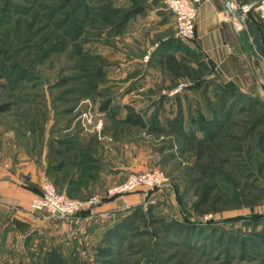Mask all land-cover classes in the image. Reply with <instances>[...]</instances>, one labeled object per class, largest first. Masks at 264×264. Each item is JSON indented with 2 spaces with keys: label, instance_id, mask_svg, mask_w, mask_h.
I'll use <instances>...</instances> for the list:
<instances>
[{
  "label": "rangeland",
  "instance_id": "1",
  "mask_svg": "<svg viewBox=\"0 0 264 264\" xmlns=\"http://www.w3.org/2000/svg\"><path fill=\"white\" fill-rule=\"evenodd\" d=\"M155 1L158 15L142 17L141 37L131 44V23L120 34L114 26L132 8L128 0H0V106L10 105L0 111V160L44 155L48 166L60 158L66 164L59 173L63 187L75 170L72 155L82 148L97 160V172L111 174L106 187L89 184L83 189L87 194L77 199L103 198L131 172L159 169L170 181L162 192H134L136 203L104 221L29 214L21 217L26 226L17 227L6 213L0 223V264H47L53 249L64 264H264V137L259 141L258 134L264 127L246 132L240 122L247 117L238 113L245 103H228L213 125L222 129L221 136L209 139L207 121L218 110V81L210 68L198 65L197 60L206 62L193 41L174 37L167 0ZM256 1L232 0V9ZM110 4L114 13L99 12ZM230 18L253 67L256 46L251 35L246 43L245 22L264 43L263 23L252 10ZM76 26L84 33L73 41L65 30ZM74 44L104 61L95 90L79 69ZM263 71L254 68L249 75L261 87ZM242 92L264 107L263 90L259 96ZM126 106L165 131L123 122ZM229 133L236 139L221 143ZM201 165L220 169L222 201L219 211L199 215L192 205ZM113 166L121 169L113 172ZM22 207L18 209L28 213L29 205ZM134 208L146 214L144 221L135 222L120 240L105 242L104 232ZM161 218L194 224L193 237L165 230Z\"/></svg>",
  "mask_w": 264,
  "mask_h": 264
},
{
  "label": "trees",
  "instance_id": "2",
  "mask_svg": "<svg viewBox=\"0 0 264 264\" xmlns=\"http://www.w3.org/2000/svg\"><path fill=\"white\" fill-rule=\"evenodd\" d=\"M128 2L132 4V8L127 9L126 12H124L122 18L120 20H117L114 25L117 33L119 34L126 27L130 19L135 15L142 13L144 9L142 4H135V0H128ZM113 9L114 8L110 4V6H106L104 7V9L101 8L99 12H101L102 14L111 12L114 13ZM101 13H99V15H101ZM65 32L67 33V35H69V38H72L73 41H76V39H78L84 33V30L83 27L76 26L73 30L67 29L65 30ZM252 32L256 33L253 30ZM74 51L79 56L78 66L79 69L83 72L86 84L91 90H95L97 88L98 82L103 77V71L101 68L104 62L103 59L100 55L92 54L89 50L82 51V46L80 44H74ZM197 63L200 67L209 69V66L204 63L203 60H197ZM215 88V96L218 100V110H213V118L207 121L208 128L206 129V135L210 137V140L213 139L215 141L222 134V129L220 127H213V125L216 122L215 117H217V115H220V111H222V109L225 108L228 103H230V105L235 104L236 102L238 104L245 103L244 106H240L238 111V113L241 114L245 113L247 117L244 121L240 122L243 124V130L249 132L251 131V129H254L256 127H264V107L260 105V101L258 99L243 93L239 89V87L232 83L224 84L217 82ZM258 105L259 107H257ZM9 108V104H3L0 106V111H6ZM124 109L125 117L123 118V122L132 126L145 128L149 132L153 131L156 133H163L165 131V128L155 126L153 121L149 123L145 121L143 116H141V114H139L138 112H135L133 108L126 106ZM258 109H261L262 111ZM235 126L238 125L235 124ZM258 134L260 141L264 137V131H260V133ZM222 137L223 139H220L221 143H227V139H231L230 137L236 139V137L230 135V133L224 134ZM222 140L224 142H222ZM68 149H71V151L74 150V148L72 147ZM82 150V148H78V150H76L75 152V155H72L71 159L75 170L72 171V175L70 174L71 176L65 186L62 187L58 184L61 177L59 176V173L62 172L64 170V167L66 166V164H64V162L60 158H55L54 164H49L46 168L47 178H49L53 182L59 192L61 191L65 193V195L70 198L81 197L87 194L86 192L88 190L83 191V189H87V186L90 184V182L92 183L95 181V177L98 173L97 171L99 167L98 165H95V162L97 160H95L94 156L89 154V152H84ZM52 151H54V149H52ZM58 153L56 152L57 155ZM198 169L201 176L194 180V184L196 185L194 189L196 199L192 205L193 211L199 215L217 212L220 210L217 208V204L222 201V195L219 191L218 185L220 169L214 165H201ZM112 199L114 198L103 197L101 202L109 201ZM88 213V211H82L77 216L85 217ZM145 218L146 214L143 211L139 210L138 208H134L130 213L126 214L122 219L116 222L114 226L104 232V241L110 242L111 240H120L123 234L133 229L135 222L144 221ZM160 221L162 222L161 225L165 230H169L178 236H183L185 239L192 238L195 233L194 224L181 222L179 220H170L166 222L163 218H161ZM13 223L17 227L26 226V223L20 220H14ZM46 260L47 264H64L63 258L57 253L55 249L48 251Z\"/></svg>",
  "mask_w": 264,
  "mask_h": 264
},
{
  "label": "crops",
  "instance_id": "3",
  "mask_svg": "<svg viewBox=\"0 0 264 264\" xmlns=\"http://www.w3.org/2000/svg\"><path fill=\"white\" fill-rule=\"evenodd\" d=\"M144 2L146 5L143 6V12L135 15L128 22L133 27L129 39L132 41L131 44L139 41L141 37L142 17L148 19V17H153V13L158 15L157 12L160 7L157 1L144 0ZM230 2L232 7V0ZM225 12L227 13L225 0H203L198 6L195 15V39L193 40V44L218 82L224 84L232 83L239 87L241 91L259 96V91L261 90L262 92L263 90L264 92V87H261L259 79H252L249 75L252 74L254 68L259 71L260 69L264 70L261 64L264 63V56L259 54L256 49H252L255 64L253 67L249 65L246 53L230 22L232 18L227 21L223 20V17L227 15ZM172 20L174 21V19ZM243 32L247 44L251 36L254 41V36H250L247 29ZM257 37L264 50L262 39L258 35ZM260 59L262 62H260ZM243 61L246 63L245 67L241 65ZM108 145V143H105L106 149L109 147ZM48 160L44 155L38 160L26 157L19 158L17 162H15V159L11 160L9 158L3 161L0 160V190L4 200V205L0 206V223L6 216V213H10V218L13 220L20 221H23L22 215H29L18 209V206L22 205V208H25L24 206L29 205L30 201L41 192L44 180L47 179L46 168ZM118 164L120 163L118 162ZM134 167L137 168L138 166ZM117 169L121 168L113 166L111 170L114 172ZM126 169L135 170L128 167ZM110 174L111 171H102L100 169L95 177V181L90 182V188L93 189L95 184V188L99 186L106 187L110 182ZM138 199V194L132 193L101 202L89 210V213L85 217H82V220L90 221L94 219L97 221L99 219L104 221L108 218V215H111L110 213L119 212L128 207V205L136 203ZM15 207H17L16 210H14Z\"/></svg>",
  "mask_w": 264,
  "mask_h": 264
},
{
  "label": "built area",
  "instance_id": "4",
  "mask_svg": "<svg viewBox=\"0 0 264 264\" xmlns=\"http://www.w3.org/2000/svg\"><path fill=\"white\" fill-rule=\"evenodd\" d=\"M203 0H167V6L174 19V37L181 41H193L195 39V15L198 6ZM254 11L264 24V0H258L241 8L242 13ZM235 16V15H233ZM230 15L223 17L224 21L230 19ZM98 122V127L102 126ZM170 183L169 177L159 169L142 172H131L119 183L107 189L105 198L123 197L138 191L162 192ZM102 198L96 195L84 199L70 198L59 192L55 185L45 179L41 192L34 197L27 209L30 215H41L49 220H68L77 216L82 211H89L100 204ZM4 205L3 195L0 190V206Z\"/></svg>",
  "mask_w": 264,
  "mask_h": 264
},
{
  "label": "water",
  "instance_id": "5",
  "mask_svg": "<svg viewBox=\"0 0 264 264\" xmlns=\"http://www.w3.org/2000/svg\"><path fill=\"white\" fill-rule=\"evenodd\" d=\"M225 8L227 10L228 15H230V16H233V15L240 16L242 14L241 9H238V10H233L232 9L230 0H225ZM245 24H246L247 31L250 33V35L254 36V43L256 45L257 52L259 54H261L262 56H264L263 47L259 44V39L257 37V34L251 32L252 27H251V24L248 21H246Z\"/></svg>",
  "mask_w": 264,
  "mask_h": 264
}]
</instances>
